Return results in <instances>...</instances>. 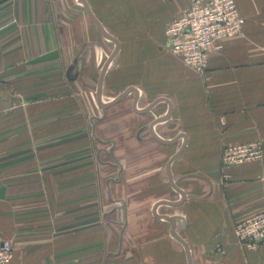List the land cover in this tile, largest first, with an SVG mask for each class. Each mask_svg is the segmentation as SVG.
Here are the masks:
<instances>
[{
    "label": "crops",
    "instance_id": "obj_1",
    "mask_svg": "<svg viewBox=\"0 0 264 264\" xmlns=\"http://www.w3.org/2000/svg\"><path fill=\"white\" fill-rule=\"evenodd\" d=\"M85 1L118 44L101 104L136 91L106 108L115 45L82 1L0 0L7 264H264L233 234L264 212V0H234L242 31L202 74L164 35L191 0ZM254 141L223 181V147Z\"/></svg>",
    "mask_w": 264,
    "mask_h": 264
},
{
    "label": "built area",
    "instance_id": "obj_2",
    "mask_svg": "<svg viewBox=\"0 0 264 264\" xmlns=\"http://www.w3.org/2000/svg\"><path fill=\"white\" fill-rule=\"evenodd\" d=\"M243 23L234 0H191L189 8L167 25L164 35L170 53L202 74L209 57L221 51L225 39L239 35ZM261 154L262 144L258 141L223 147L220 158L223 181L230 178L226 169L259 161ZM233 234L250 250L264 246V212L237 222ZM12 257L11 243L0 231V264H7Z\"/></svg>",
    "mask_w": 264,
    "mask_h": 264
},
{
    "label": "water",
    "instance_id": "obj_3",
    "mask_svg": "<svg viewBox=\"0 0 264 264\" xmlns=\"http://www.w3.org/2000/svg\"><path fill=\"white\" fill-rule=\"evenodd\" d=\"M81 1H82L83 5H84V7H85V10H86L88 16H89L90 19L94 22V24L97 26V28L99 29L101 35H102L105 39L109 40L110 42H113V44L115 45L114 51H113L112 54L110 55L109 59L107 60L105 66H104V68H103V70H102V72H101V75H100V78H99V82H98V87H97V99H98V102L100 103V105H101L102 108H106V107H108V106H110V105L116 103V102H117L120 98H122L124 95L129 94V93L132 92V91L136 93V91H135L134 89H128L125 93H123L122 95L118 96L115 100H113V102L109 103V105H108V104H101V84H102L103 76H104V73H105V71H106L107 66L109 65V63L111 62V60L113 59V57L115 56V54L117 53V50H118V44H117L116 40H114L110 35H108V34L105 32V30L103 29V27L101 26V24H100V23L98 22V20L93 16V14L91 13V11H90V9H89V7H88L86 1H85V0H81ZM159 101H161V100H156V101H155V102H154L149 108H147L145 111L149 110L152 106H154V105H155L157 102H159ZM166 118H167V116L164 117L163 120H165ZM163 120H160V121H163ZM155 123H156V122H155ZM155 123H154V124H155ZM154 124H153V125H154ZM153 125L151 126V133H152L153 137H155L156 139H158L159 141H161V142H163V143H174V142H176V139L173 140L172 142H166V141H163V140L159 139V138L153 133V128H152ZM174 188H175V187H174ZM182 196H183V195H182ZM172 236H173L176 240L180 241V242L183 244V246L185 247L186 251H187V247H186V245H185V244H184V243H183L178 237H176V236L173 234V232H172ZM187 255H188V252H187ZM189 264H190V262H189Z\"/></svg>",
    "mask_w": 264,
    "mask_h": 264
}]
</instances>
